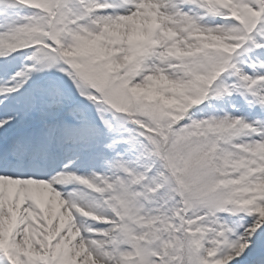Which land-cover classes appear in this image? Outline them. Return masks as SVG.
<instances>
[{
  "label": "snow or ice",
  "instance_id": "obj_1",
  "mask_svg": "<svg viewBox=\"0 0 264 264\" xmlns=\"http://www.w3.org/2000/svg\"><path fill=\"white\" fill-rule=\"evenodd\" d=\"M0 264H264V0H0Z\"/></svg>",
  "mask_w": 264,
  "mask_h": 264
}]
</instances>
